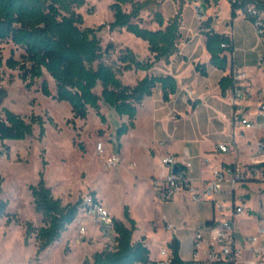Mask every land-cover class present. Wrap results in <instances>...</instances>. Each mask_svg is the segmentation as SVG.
Here are the masks:
<instances>
[{
  "label": "trees",
  "instance_id": "16d2710c",
  "mask_svg": "<svg viewBox=\"0 0 264 264\" xmlns=\"http://www.w3.org/2000/svg\"><path fill=\"white\" fill-rule=\"evenodd\" d=\"M111 10L114 19L110 23L111 30L125 29L136 37L148 43V50L153 59L140 60L129 47L122 50L116 66L107 62V53L112 49L110 44L104 51L98 29L80 28L84 19L77 9L82 7L86 0H0V45L11 42L23 50L21 60H16L13 54L4 59L0 49V69L6 66L9 69H19L20 79L30 88L36 79L44 76L45 71L50 74L56 84V94H52L48 82H42V93L57 101H66L71 105L75 118L86 119L89 109L100 113V102L111 107L120 116L128 117V123L122 124L117 130V138L133 128L138 112V105L146 96H150L154 88L160 84L163 90L164 101H169L176 93L178 84L171 76H146L134 87L125 85L120 75L128 70H150L157 62H169L179 51L182 38L181 17L179 14L166 22L163 14L156 11L154 20L158 28L150 29L141 24L140 13L148 7L150 0L143 2L134 0H112ZM256 3L258 8L264 9V0H242L240 5H232V17L236 11L247 3ZM131 5L127 11L125 6ZM246 18L252 23L254 19ZM206 30V49L210 55V63L215 68L227 72L219 82L222 96L233 89L230 76L232 59L235 49L229 36L216 32L211 27V19L204 24ZM226 44V47H222ZM197 72L207 75L206 66L197 64ZM101 87V93L95 92ZM4 117H0V140H25L33 135V125L40 127V138H43L46 129L44 120L39 115H33L26 121L20 115L4 108ZM104 121V116H101ZM3 152L0 151V157ZM45 165L46 162L44 161ZM35 209L42 215L43 225L35 227L26 222L25 243L28 244L32 235L38 242L36 258L58 241L62 234L73 223L76 217L86 207L83 200L76 203L63 204L60 198L53 195L52 189L47 186L44 171L39 172L36 185L29 187ZM2 185L0 180V196ZM97 201L95 192L91 194ZM7 202L0 198V217L7 216ZM125 221L130 226L125 224ZM114 238L116 245L110 249L106 246L102 251L95 252L92 263L87 264H135L149 262L151 252L143 240L133 242L136 230V221L130 217L128 208L124 210V221L113 217ZM210 223V222H207ZM172 252L173 264H191V260H183L180 256V243L173 237L169 243Z\"/></svg>",
  "mask_w": 264,
  "mask_h": 264
},
{
  "label": "rangeland",
  "instance_id": "374dc122",
  "mask_svg": "<svg viewBox=\"0 0 264 264\" xmlns=\"http://www.w3.org/2000/svg\"><path fill=\"white\" fill-rule=\"evenodd\" d=\"M134 1L143 2L145 0ZM179 2L182 6L179 4L178 8ZM193 2L202 3L205 9L209 8L205 0H150L148 7L141 11L139 20L144 27L155 29L159 27L154 20L156 11L161 12L167 22L173 12H177L174 16L180 15L181 7L186 8ZM112 3V0H86V3L76 11L84 19L80 28L98 29L101 27L97 31V36L100 38L104 51L110 44L113 45L107 53L106 61L122 66L119 62L122 50L131 46L143 55L146 42L125 29L111 30L110 23L114 19L111 10ZM125 9L130 11L131 5L125 6ZM222 13L223 16L226 14V8H222ZM245 24L254 32L251 23L245 21ZM0 49L4 59L13 54L16 60H21L23 50L13 43L4 42L0 45ZM238 60L241 62L246 60L249 63L244 68L251 77L252 87H264V67L257 66V53L241 50ZM44 80L48 82L51 93L56 94V84L46 71L42 78L36 79L34 84L28 88L26 83L20 79L19 69H9L6 66L0 69V117H4V108L20 115L26 121H30L33 115H39L43 118L46 129L43 138H40L39 125L34 124L33 135L25 140H0V151L3 152L0 157L2 185L0 198L7 202V216L0 217V261L12 257L23 248L30 247L32 243L38 247L35 235L31 236L28 244L25 243V224L31 222L35 227L43 225L42 215L36 211L29 189L31 185L37 184L41 170L44 171L47 186L52 189L56 198L62 200L64 205L74 204L90 196L94 192L92 186L111 200L113 212H108L112 217L113 215L122 216L123 207L139 206L140 202L144 204L146 199L140 194L133 180H118L114 183L109 176L110 171L103 168L102 170L98 166L97 157L90 143L92 139L96 140L99 133H102L96 131L104 122L101 120L102 114L90 109V114L86 119L75 118L68 102L57 101L52 96L47 97L42 93ZM95 92L100 94L101 87L96 88ZM109 123L115 125L112 116L109 117ZM246 137L249 138L248 143L244 141V138H238L241 147L240 154H242L239 161L236 159L235 152L217 153L212 158L213 163L220 165L221 161H225L231 162L233 166L244 168L242 166L251 162L250 157L257 149L256 138L251 133ZM107 143L111 142L107 140ZM198 187L202 189L203 186ZM178 197L179 195H176L171 202H160L155 198L146 202L148 219L142 222V226L147 233V241H149L154 257L158 256L162 246L169 247V239L172 238V233L176 232L179 235L178 241L183 258L188 260L192 257L194 227L197 221L208 213L212 202L204 200L195 202L189 195H186L184 204L178 206L174 202ZM218 200L224 203H230L232 200L233 202L242 201L244 205L252 209L254 218L263 216L264 182L246 180L233 191L230 182H226L225 190L218 196ZM164 216L173 225L172 230H167L161 223ZM251 218L252 220L249 219L250 221H245L240 225L244 240L255 230V219ZM95 224L92 221L87 223L88 227L92 228L91 232L100 234L98 229L94 231ZM93 243L96 244V252L104 249L107 244L111 247L110 243L104 241L103 238L90 242V244ZM260 244L264 247V238L257 243L258 246ZM68 249L67 246L65 251L67 252ZM95 251H91L92 256ZM82 253L80 245L76 244L74 262L82 256ZM244 254L250 255L248 252ZM252 254L251 256L257 258L255 253ZM88 260L89 258H86L84 264H87Z\"/></svg>",
  "mask_w": 264,
  "mask_h": 264
},
{
  "label": "crops",
  "instance_id": "0c3cea01",
  "mask_svg": "<svg viewBox=\"0 0 264 264\" xmlns=\"http://www.w3.org/2000/svg\"><path fill=\"white\" fill-rule=\"evenodd\" d=\"M205 1L209 5L208 9H205L202 3L197 2L187 5L186 8L181 7L182 38L179 43V51L169 62H157L148 71L132 69L124 71L120 75L122 82L132 87L146 76L171 75L178 84L176 93L171 96L169 101H164L162 87L158 84L152 94L146 96L142 103L138 105L134 127L119 138H117V130L122 124L128 123V117L118 115L114 109L100 102V113L105 120L96 131L102 133L98 132L96 140L92 139L90 143L94 153L95 143L98 139L105 141L107 152H119L122 157V163L118 167L109 170L112 182L115 183L118 180L125 179L133 180L140 194L146 198L144 204L140 202L139 206H124L128 208L130 217L136 221L137 228L133 234V242L144 239L143 242L151 252V259L157 258L159 252L158 256H153L142 222L148 219L147 200L155 198L153 179L162 174L161 159L166 155H174L179 158L182 164L190 162L191 167L186 169V171L197 187L203 186L211 178L214 168L231 163L221 161L220 165H216L212 159L217 153H221L218 150L219 145L229 144L232 140L233 108L230 104L231 91H228L226 96H222L219 86L221 78L227 72L215 68L210 63V55L206 49V37L203 34L206 30L204 27L205 22L211 19V27L216 32L231 38L235 49L232 55V63L234 65L245 67L249 64L246 60L242 62L238 60V54L241 50L257 53V59L259 54L264 52V42L260 43L258 41L254 24L246 18L242 11L237 10L236 16L232 17V6L229 0ZM179 4L180 2L178 3V8ZM180 5L182 6V3ZM197 6L201 7L204 14L202 20H199L196 16L195 9ZM223 7L226 8L224 16L222 13ZM175 13L177 12L175 11ZM175 13L173 12L171 17ZM245 21L251 23L254 32L245 24ZM128 47L134 51L140 60L153 59L152 54L148 50L147 42L144 46L143 55L131 46ZM197 64L206 66V76H202L197 72L195 68ZM111 116L115 120V125L109 123V117ZM107 140L111 143L108 144ZM244 141L248 143L249 138H244ZM240 156H236V159L239 160ZM97 162L102 169L98 158ZM92 187L98 201L108 211L113 212L111 200L106 195L99 193L94 186ZM178 195V199L174 202L179 206V204H184L187 194L182 192ZM218 202L220 203L221 201L218 200ZM221 203L225 206V209L219 210L212 203L205 217L197 221L192 235V251L193 238L197 230L202 229L204 234L209 236L210 230L215 224L230 216L229 207L233 205V200L230 203ZM125 207H123L122 216H113L124 221ZM185 208L187 209L186 206ZM246 208L253 219L264 217L263 215L254 218L252 209L249 206H246ZM164 219L168 223L169 221L167 217H163L161 223L165 227ZM91 221L93 222V220L85 218L81 212L62 234L61 238L41 253L38 258H36L37 246L32 243L30 247L23 248L12 257L0 261V264H29L32 260H36L37 264H84L86 258H89V262L92 263L91 251H95L97 248H95V243L90 244V242L102 240V235L101 233L98 234V232H91L92 228L87 225ZM245 221L250 220H247L246 216L238 219L239 230L240 225ZM82 224L86 226V232L83 234L79 230ZM125 224L130 226L126 221ZM97 229L98 227L95 224L94 231H97ZM171 236L177 240L179 238L177 232L172 233ZM172 238L169 239L168 244ZM76 244L80 245L83 253L74 262ZM67 246L69 249L66 252L65 248ZM256 250L261 251V255H256L257 258L251 256ZM245 252L250 255H245ZM180 256L183 260H187L183 258L181 249ZM200 258H202V254H200ZM240 264H264L263 245L260 244L258 246L255 244L253 249H245L242 253Z\"/></svg>",
  "mask_w": 264,
  "mask_h": 264
},
{
  "label": "built area",
  "instance_id": "2783aa9c",
  "mask_svg": "<svg viewBox=\"0 0 264 264\" xmlns=\"http://www.w3.org/2000/svg\"><path fill=\"white\" fill-rule=\"evenodd\" d=\"M229 2L231 6L242 4V0H229ZM195 10L197 18L202 20L204 14L201 7L197 6ZM239 10L245 16L248 15L254 19L253 24L258 41L264 42V9H259L253 2L245 4ZM222 47L225 48L226 44ZM257 66L264 67V52L259 54ZM230 76L233 82V89L230 90V104L233 108L232 140L229 144L219 145L218 150L221 153L235 152L239 157L241 147L238 138H248L247 134L251 133L256 138L257 145L255 154L250 157L251 162L242 166L244 168L232 164L214 168L211 178L200 189L194 185L186 171L191 167V163L182 164L178 157L166 155L160 161L161 176L153 179L154 197L158 201L171 202L176 195L184 192L195 202L209 201L217 209L223 210L225 206L218 202V196L223 194L226 182H230L232 191L246 180L264 182V87H252L251 77L242 66L232 64ZM95 153L105 170L116 168L122 163L119 152H107L104 140L96 141ZM83 201L86 205L82 212L85 218L93 220L99 226L102 238L110 243L109 248L112 249L116 245L113 217L98 199L94 201L91 195L84 197ZM229 211L230 216L215 224L209 236H206L202 229L195 232L191 264H240L243 251L253 249V246L264 238V217L255 219L254 233L244 240L237 221L242 216H246L249 220L252 215L242 201L234 202L229 207ZM164 222L167 230L173 229L166 219ZM79 230L80 233H85L86 226L82 224ZM201 253L202 258H200ZM255 253L258 256L261 255L260 250H256ZM172 257L170 247H162L157 258L135 264H173ZM29 264H37V262L32 260Z\"/></svg>",
  "mask_w": 264,
  "mask_h": 264
},
{
  "label": "water",
  "instance_id": "95a60500",
  "mask_svg": "<svg viewBox=\"0 0 264 264\" xmlns=\"http://www.w3.org/2000/svg\"><path fill=\"white\" fill-rule=\"evenodd\" d=\"M175 171H177V168H175Z\"/></svg>",
  "mask_w": 264,
  "mask_h": 264
}]
</instances>
